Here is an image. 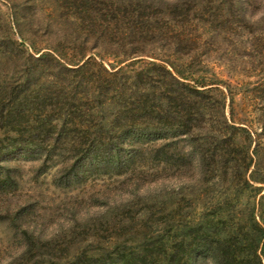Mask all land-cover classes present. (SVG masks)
<instances>
[{
    "label": "trees",
    "instance_id": "1",
    "mask_svg": "<svg viewBox=\"0 0 264 264\" xmlns=\"http://www.w3.org/2000/svg\"><path fill=\"white\" fill-rule=\"evenodd\" d=\"M54 1L55 20L91 36V53L62 63L56 58H64L62 48L42 46V36L21 30L26 21L0 14V54L13 67L11 77L0 80V194L16 186L5 160L17 154L40 160L39 174L58 159L60 180L79 185L87 175L120 176L154 164L188 172L194 165L188 187L154 202L169 200L159 204L178 217L166 240L149 230L138 234L139 242L107 240L62 264H264V193L255 186L264 185V100L261 135L234 122L229 87L228 118L223 81L207 76L209 44L186 31L194 19L215 31L246 19L243 2ZM211 179L225 187L208 197L199 216L192 214L203 201L197 192ZM190 196H196L192 204ZM21 233L27 254L34 240Z\"/></svg>",
    "mask_w": 264,
    "mask_h": 264
},
{
    "label": "rangeland",
    "instance_id": "2",
    "mask_svg": "<svg viewBox=\"0 0 264 264\" xmlns=\"http://www.w3.org/2000/svg\"><path fill=\"white\" fill-rule=\"evenodd\" d=\"M160 1L175 3L180 0ZM239 1L243 2L242 11L246 19L236 18L234 25L223 26L217 31L213 30L211 23L203 24L194 19L186 31L209 44L205 57L210 72L207 76L214 73L223 81L219 86L226 94L227 117L230 116L229 87L234 93V122L247 125L253 135H261L262 123L258 118L261 101L264 100V0H249L248 4L247 0ZM56 6L54 0H0V14L12 13L26 21L27 27L32 24V30L27 27H21V30L42 36V46L62 48L64 58L56 56L62 63L79 58L80 52L90 54L91 36L76 33L77 25L72 22L58 18L57 23L53 22L56 21L54 17L60 14L55 11ZM11 62L0 54V80L11 77ZM49 63L53 64L52 61ZM54 72L58 74V71ZM43 80L46 81V77ZM140 162L146 163V158ZM5 164L14 169L12 176L16 186L0 194V264H31L38 258L42 264H62L69 256L85 251L87 254L95 246L106 245L107 240L112 244L139 242L138 234L149 230L154 236L166 240L174 228L170 225L175 220L176 226L178 217L166 211L168 206L159 204L162 201L168 204L169 200L154 202L162 194L176 193L181 187H188V182L193 180L190 176L196 173L194 165L185 172L183 168L164 170L161 165L154 164L148 165L151 171L145 167L120 176L87 175L84 184L79 185L75 181L60 180L58 170L61 162L58 159L48 163L42 174L38 173L41 161H29L22 154L8 157ZM216 181L211 179L205 183L203 192H197L203 201L198 202L195 208L191 207L194 209L192 214L199 216L201 209L211 202L212 198L208 197L223 190L224 182L217 184ZM255 186L262 189L261 194L264 193V185ZM194 198L196 196H190L187 201L192 204ZM21 208L23 210L18 215ZM12 217H16L14 222L10 221ZM22 230L34 240L27 254ZM197 264L212 263L210 259H200Z\"/></svg>",
    "mask_w": 264,
    "mask_h": 264
}]
</instances>
